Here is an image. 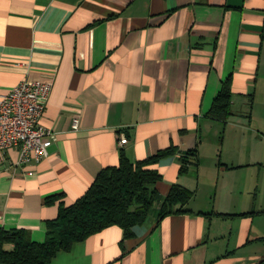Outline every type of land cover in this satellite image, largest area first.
Wrapping results in <instances>:
<instances>
[{
  "label": "crops",
  "instance_id": "obj_1",
  "mask_svg": "<svg viewBox=\"0 0 264 264\" xmlns=\"http://www.w3.org/2000/svg\"><path fill=\"white\" fill-rule=\"evenodd\" d=\"M263 23L264 0H0V94L25 80L52 82L41 125L57 138L39 163L18 165L17 150L0 159V227L42 243L58 216L48 198L70 206L121 155L135 163L174 147L153 168L161 195L174 184L194 191L186 214L158 228L148 221L126 240L108 228L51 264H264V242H255L264 197L257 188L216 195L221 175L244 165L243 138L262 133L253 123L264 94ZM229 77L232 116L223 123L208 113ZM195 149V171L180 175L181 157Z\"/></svg>",
  "mask_w": 264,
  "mask_h": 264
},
{
  "label": "trees",
  "instance_id": "obj_2",
  "mask_svg": "<svg viewBox=\"0 0 264 264\" xmlns=\"http://www.w3.org/2000/svg\"><path fill=\"white\" fill-rule=\"evenodd\" d=\"M260 38L264 43V23ZM232 96L229 77L214 99L208 117L226 123L232 116ZM175 154L173 147L135 163L121 155L119 165L102 170L88 191L72 205L65 206L63 200L60 201L62 195L48 198L45 204L53 206L57 203L58 216L46 222L42 243L32 241L25 230L0 227V264H51L59 252H67L74 244L111 227L122 230L123 240L133 237V229L145 225L154 210L157 215L155 228L169 216L186 214L185 207L194 197V191L179 184L171 186L165 196L157 190L162 175L153 167L163 158ZM197 159L196 149L187 151L181 157L179 174H186L190 165L197 166ZM199 215L230 219L258 213ZM255 242H264V237Z\"/></svg>",
  "mask_w": 264,
  "mask_h": 264
},
{
  "label": "built area",
  "instance_id": "obj_3",
  "mask_svg": "<svg viewBox=\"0 0 264 264\" xmlns=\"http://www.w3.org/2000/svg\"><path fill=\"white\" fill-rule=\"evenodd\" d=\"M52 91V82L25 80L0 94V159L7 151H18V165L39 163L48 156V149L56 141V133L41 125ZM71 129H80V118L72 120ZM127 138L120 137L125 145ZM31 175V173H29Z\"/></svg>",
  "mask_w": 264,
  "mask_h": 264
},
{
  "label": "rangeland",
  "instance_id": "obj_4",
  "mask_svg": "<svg viewBox=\"0 0 264 264\" xmlns=\"http://www.w3.org/2000/svg\"><path fill=\"white\" fill-rule=\"evenodd\" d=\"M256 102V118L253 126L261 130L262 133L258 132L257 135L252 134L249 138H243V143L246 144V147L244 148L241 162H243L242 164L244 165L221 175V177H225L222 179L225 187L224 189L219 188L218 191H216V195H218V193L224 195V193H228L231 189L238 188L241 189L244 196L249 190L257 188L258 197L260 199L264 197V94H258ZM230 136L228 132H226L224 136V138H227L225 147L228 149H230L228 142ZM190 170L195 171L194 166H192ZM204 174L208 175L209 172L204 171ZM207 190L208 188L204 187L198 198L203 199ZM233 195H237V193ZM156 218L157 215L154 210L148 221H153Z\"/></svg>",
  "mask_w": 264,
  "mask_h": 264
}]
</instances>
